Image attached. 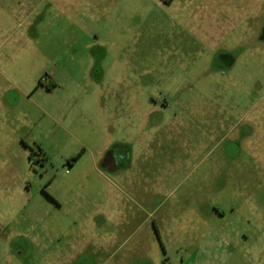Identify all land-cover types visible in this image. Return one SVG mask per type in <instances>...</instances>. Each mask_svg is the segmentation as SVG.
<instances>
[{"label": "rangeland", "instance_id": "obj_1", "mask_svg": "<svg viewBox=\"0 0 264 264\" xmlns=\"http://www.w3.org/2000/svg\"><path fill=\"white\" fill-rule=\"evenodd\" d=\"M3 2L0 264H264V0Z\"/></svg>", "mask_w": 264, "mask_h": 264}, {"label": "flooded vegetation", "instance_id": "obj_2", "mask_svg": "<svg viewBox=\"0 0 264 264\" xmlns=\"http://www.w3.org/2000/svg\"><path fill=\"white\" fill-rule=\"evenodd\" d=\"M260 39L262 41L264 40V24L261 26ZM107 151H109V149ZM102 165L110 168L113 171L119 169V163L117 162V159L115 157V151H109L104 155V158L102 160Z\"/></svg>", "mask_w": 264, "mask_h": 264}, {"label": "crops", "instance_id": "obj_3", "mask_svg": "<svg viewBox=\"0 0 264 264\" xmlns=\"http://www.w3.org/2000/svg\"><path fill=\"white\" fill-rule=\"evenodd\" d=\"M0 9H1V11L4 12V14L8 17L9 20H12L11 9L6 6V3H4V2H3V4L0 3ZM0 31H3V30H0Z\"/></svg>", "mask_w": 264, "mask_h": 264}, {"label": "trees", "instance_id": "obj_4", "mask_svg": "<svg viewBox=\"0 0 264 264\" xmlns=\"http://www.w3.org/2000/svg\"><path fill=\"white\" fill-rule=\"evenodd\" d=\"M40 84H43V82L41 81Z\"/></svg>", "mask_w": 264, "mask_h": 264}]
</instances>
